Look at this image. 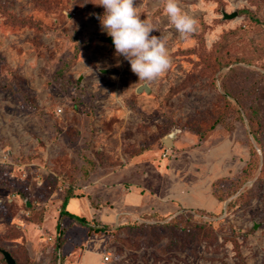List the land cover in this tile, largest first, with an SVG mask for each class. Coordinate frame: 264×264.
I'll return each instance as SVG.
<instances>
[{"label": "rangeland", "instance_id": "374dc122", "mask_svg": "<svg viewBox=\"0 0 264 264\" xmlns=\"http://www.w3.org/2000/svg\"><path fill=\"white\" fill-rule=\"evenodd\" d=\"M98 3L0 0V250L13 264H264V0H180L199 21L188 40L162 0H135L172 61L153 82L101 40ZM66 193L88 224L60 217Z\"/></svg>", "mask_w": 264, "mask_h": 264}, {"label": "clouds", "instance_id": "9594fccd", "mask_svg": "<svg viewBox=\"0 0 264 264\" xmlns=\"http://www.w3.org/2000/svg\"><path fill=\"white\" fill-rule=\"evenodd\" d=\"M162 3L179 37L188 40L194 36L199 21L183 10L180 0H162ZM98 5L105 9L101 28L112 38L115 54L130 63L139 81L153 82L162 78L172 63L165 38L151 35L155 29L141 19L135 0H99Z\"/></svg>", "mask_w": 264, "mask_h": 264}, {"label": "trees", "instance_id": "16d2710c", "mask_svg": "<svg viewBox=\"0 0 264 264\" xmlns=\"http://www.w3.org/2000/svg\"><path fill=\"white\" fill-rule=\"evenodd\" d=\"M220 53H221V51H219V54ZM224 54L226 55L225 56L226 59L222 56L223 54L221 56H219V58H218V63L220 66H227L233 62L230 58L229 52L225 51ZM73 197H75V195H73L71 193L65 194V196L61 202L60 217H68V218L74 219L75 221L80 222L82 224H88V221L84 217L79 216V215L74 214V213H71L66 209V206L68 205L70 198H73ZM168 223L172 226L177 227V228L182 227V224H181V222L178 221V219H171ZM105 228H106L105 225H101V227H99L97 224L96 225L91 224L89 226V229L94 230V231L104 230ZM56 230L58 233L56 248L60 249L61 244H62V238H61V231H60V224L59 223L56 225Z\"/></svg>", "mask_w": 264, "mask_h": 264}, {"label": "water", "instance_id": "95a60500", "mask_svg": "<svg viewBox=\"0 0 264 264\" xmlns=\"http://www.w3.org/2000/svg\"><path fill=\"white\" fill-rule=\"evenodd\" d=\"M236 15V12H232V13H225L224 11H222V17L225 18V19H228V18H232ZM101 40L102 41H105V42H108L110 43L112 46H114L113 44V41H112V38L111 37H101ZM141 91H144V92H148L149 91V87L146 83H142L140 85H138L136 88H135V93H139ZM174 136V133H169L168 135H166L164 138H163V141L166 145H169L171 143V139L173 138ZM1 253H2V256L5 260V262L7 264H13V259L11 258V256L9 255V253L5 250H0Z\"/></svg>", "mask_w": 264, "mask_h": 264}, {"label": "built area", "instance_id": "2783aa9c", "mask_svg": "<svg viewBox=\"0 0 264 264\" xmlns=\"http://www.w3.org/2000/svg\"><path fill=\"white\" fill-rule=\"evenodd\" d=\"M107 258H108V257H104V261H106V260H107Z\"/></svg>", "mask_w": 264, "mask_h": 264}]
</instances>
